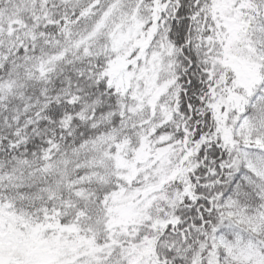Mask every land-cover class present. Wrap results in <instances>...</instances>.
I'll return each instance as SVG.
<instances>
[{
    "label": "snow or ice",
    "instance_id": "obj_1",
    "mask_svg": "<svg viewBox=\"0 0 264 264\" xmlns=\"http://www.w3.org/2000/svg\"><path fill=\"white\" fill-rule=\"evenodd\" d=\"M0 264H264V0H0Z\"/></svg>",
    "mask_w": 264,
    "mask_h": 264
}]
</instances>
